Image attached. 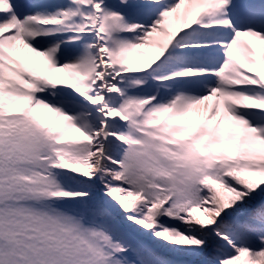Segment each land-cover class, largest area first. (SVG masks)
I'll return each instance as SVG.
<instances>
[{"label":"snow or ice","instance_id":"obj_1","mask_svg":"<svg viewBox=\"0 0 264 264\" xmlns=\"http://www.w3.org/2000/svg\"><path fill=\"white\" fill-rule=\"evenodd\" d=\"M145 237L264 264V0H0V264Z\"/></svg>","mask_w":264,"mask_h":264},{"label":"trees","instance_id":"obj_2","mask_svg":"<svg viewBox=\"0 0 264 264\" xmlns=\"http://www.w3.org/2000/svg\"><path fill=\"white\" fill-rule=\"evenodd\" d=\"M143 239H145L146 242L151 244V246L157 250L158 254H160L162 257L172 261L173 264H177V262H182V261H178L176 259V257L173 254H171L172 252H170L166 249H163L159 244L151 242V240L148 239L147 237H145ZM186 260H187L188 264H200V261H201L200 257H194V258L188 257Z\"/></svg>","mask_w":264,"mask_h":264},{"label":"rangeland","instance_id":"obj_3","mask_svg":"<svg viewBox=\"0 0 264 264\" xmlns=\"http://www.w3.org/2000/svg\"><path fill=\"white\" fill-rule=\"evenodd\" d=\"M148 239H150V238H148ZM151 240V239H150ZM152 241V240H151ZM163 249H166V250H168L167 248H164V247H162ZM169 251V250H168ZM171 254H173L175 257H176V259L178 260V261H182V264H188V262H187V258L188 257H186V256H182V255H179V254H176V253H171ZM194 258V257H193ZM200 259L201 260H203V259H206L205 257H200Z\"/></svg>","mask_w":264,"mask_h":264}]
</instances>
